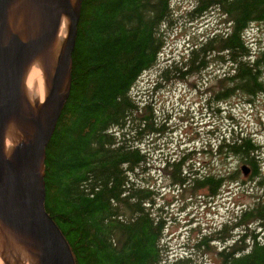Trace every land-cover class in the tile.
<instances>
[{
    "label": "trees",
    "instance_id": "16d2710c",
    "mask_svg": "<svg viewBox=\"0 0 264 264\" xmlns=\"http://www.w3.org/2000/svg\"><path fill=\"white\" fill-rule=\"evenodd\" d=\"M194 1L197 17L212 8L227 12L235 21L233 31L199 38L182 63L186 69L174 61L162 78L203 69L210 58L226 53L228 64L236 69L218 78V99L261 86L252 74L259 72V62L250 63L243 32L252 22H264V0ZM173 8V0H82L71 91L47 147L45 175L46 210L76 264H165L169 260L162 209L155 203L153 189L144 187L138 176L148 163L141 144L160 129L151 107L142 106L132 90L143 73L158 63ZM231 134L236 132L231 131L230 140L220 136L215 156H236L240 168L250 169L248 177L260 179L254 205L198 238L194 254L172 264H264V233L259 234L264 228V178L256 162L258 149L249 137ZM190 160L167 162L173 182L217 195L228 173L211 167L201 177L189 179L194 166ZM238 173H230L228 180L236 182ZM233 231H239L236 238ZM211 244L222 246L215 249ZM208 255L213 256L212 263L204 261Z\"/></svg>",
    "mask_w": 264,
    "mask_h": 264
},
{
    "label": "rangeland",
    "instance_id": "374dc122",
    "mask_svg": "<svg viewBox=\"0 0 264 264\" xmlns=\"http://www.w3.org/2000/svg\"><path fill=\"white\" fill-rule=\"evenodd\" d=\"M194 6V0H173V21L164 30L166 45L158 63L143 73L132 90L133 97L142 106L151 107L155 126L160 129L145 136L141 144L148 163L138 176L144 187L153 189L155 203L164 215V245L169 255L165 264L194 254L198 238L219 229L242 209L254 205L252 197L258 193L260 179L244 176L236 156L227 154L225 159L216 158L220 136L228 139L231 131H235L231 136L252 139L258 149L255 156L259 155V160L256 158L259 176L264 178V96L253 97V104H247L252 98L243 94L229 99L216 97L218 78H225L236 69L228 64L226 53L210 58L203 69L169 73L168 80L162 78L164 69L174 61L186 69L182 63L189 57L191 47L199 43V38L216 32L223 31V36L232 32L233 24L221 9L212 8L197 17L193 13ZM248 27L253 28L245 38L250 63L259 62V71L264 73V22H253ZM183 159H191L194 164L189 179L190 176L201 177L211 167L228 173L217 195L210 196L204 188L192 190L173 182L167 162ZM236 170L238 180L230 182V173ZM238 233L232 232L234 238ZM263 233L264 228L259 230V234ZM211 245L215 249L222 246ZM203 258L208 263L214 260L211 255Z\"/></svg>",
    "mask_w": 264,
    "mask_h": 264
},
{
    "label": "water",
    "instance_id": "95a60500",
    "mask_svg": "<svg viewBox=\"0 0 264 264\" xmlns=\"http://www.w3.org/2000/svg\"><path fill=\"white\" fill-rule=\"evenodd\" d=\"M71 0H0V227L38 259L37 264H76L62 232L46 210V151L71 91L72 56L81 17ZM28 27L27 39L12 32L11 16ZM66 15L71 26L55 80L45 103L34 114L23 96L28 65L56 38ZM67 89H64L65 84ZM32 131L29 142L7 156L4 138L9 124ZM248 176L247 166L240 168Z\"/></svg>",
    "mask_w": 264,
    "mask_h": 264
},
{
    "label": "bare ground",
    "instance_id": "6f19581e",
    "mask_svg": "<svg viewBox=\"0 0 264 264\" xmlns=\"http://www.w3.org/2000/svg\"><path fill=\"white\" fill-rule=\"evenodd\" d=\"M78 0H71L72 8L76 9ZM18 8L15 7L11 16L10 28L22 39H27L28 27L23 20L17 19ZM71 21L62 16L60 26L53 43L44 49L25 69L23 77V96L27 109L34 114L45 103L55 80L57 65L62 57L70 31ZM66 83L64 89H67ZM32 131L15 123L9 124L4 138V149L7 156L12 155L21 142L32 139ZM0 264H37L34 258L21 243H18L11 232L0 227Z\"/></svg>",
    "mask_w": 264,
    "mask_h": 264
},
{
    "label": "flooded vegetation",
    "instance_id": "af4514ba",
    "mask_svg": "<svg viewBox=\"0 0 264 264\" xmlns=\"http://www.w3.org/2000/svg\"><path fill=\"white\" fill-rule=\"evenodd\" d=\"M224 14L225 15H228L229 16V14L227 13V12H224ZM230 23H233V25L235 24V21H233V19H231L230 18V21H229ZM249 25V24H248ZM247 25V26H248ZM232 31H233V27H232ZM234 73V72H233ZM235 75H238L239 76V74L238 73H234ZM252 74H254L255 75V79L258 81V82H261V86H257L256 88H254L253 90H246V89H242V94L243 95H246V96H249V97H251L252 99L251 100H248L247 101V104H253L254 103V99H253V97H257L258 95H262V96H264V86H263V75H264V73L263 72H261V71H259L258 73H252ZM234 75V76H235ZM237 90V92H238V89H236ZM236 92V93H237ZM239 95V94H238ZM238 95H236V94H234V95H232V96H230V97H228L227 99H229V98H236Z\"/></svg>",
    "mask_w": 264,
    "mask_h": 264
}]
</instances>
